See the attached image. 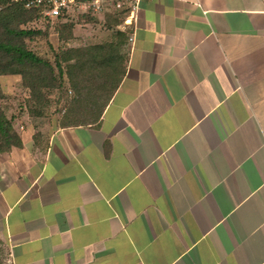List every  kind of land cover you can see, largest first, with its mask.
<instances>
[{"label":"crops","instance_id":"crops-1","mask_svg":"<svg viewBox=\"0 0 264 264\" xmlns=\"http://www.w3.org/2000/svg\"><path fill=\"white\" fill-rule=\"evenodd\" d=\"M130 35L98 126L0 153L8 264H264V0H145Z\"/></svg>","mask_w":264,"mask_h":264},{"label":"trees","instance_id":"trees-1","mask_svg":"<svg viewBox=\"0 0 264 264\" xmlns=\"http://www.w3.org/2000/svg\"><path fill=\"white\" fill-rule=\"evenodd\" d=\"M34 18L33 11L19 5L0 9V77H20L21 86L28 93L25 105L30 117L43 116L52 105L53 95L58 93L67 98L57 111L59 127L98 126L126 73L129 28L115 30L109 41L67 48L49 44L48 53L43 55L30 43L36 37H46L48 32L25 26ZM120 21L121 17L109 15L107 27L114 28ZM53 25L60 39L72 37L75 23L57 21ZM3 97L0 86V153L22 145L12 118L2 108ZM8 257L9 250L0 239V264H7Z\"/></svg>","mask_w":264,"mask_h":264},{"label":"built area","instance_id":"built-area-1","mask_svg":"<svg viewBox=\"0 0 264 264\" xmlns=\"http://www.w3.org/2000/svg\"><path fill=\"white\" fill-rule=\"evenodd\" d=\"M145 0H0V9L8 5H19L35 14L34 22L55 24L73 22L77 25H100L107 28L109 15L121 17L115 29L129 28L133 31L141 4ZM86 18L88 20L86 21ZM81 21L82 23H80ZM79 22V23H78Z\"/></svg>","mask_w":264,"mask_h":264},{"label":"rangeland","instance_id":"rangeland-1","mask_svg":"<svg viewBox=\"0 0 264 264\" xmlns=\"http://www.w3.org/2000/svg\"><path fill=\"white\" fill-rule=\"evenodd\" d=\"M76 31L74 30L73 35L70 39L62 40L59 38L56 33V28L51 23H46L44 21L34 22L33 20L26 23L25 26L28 28L40 29L42 31H47L48 35L46 37H36L30 44L31 46L40 52L43 55L48 53L49 44L54 48H58L59 46L67 48V42L72 45H81L83 37L81 32L82 27L77 26L75 24ZM95 30L106 29L100 25H93ZM73 28V29H74ZM78 30V31H77ZM109 30V27H108ZM97 34V33H96ZM94 41V40H93ZM19 76L16 75H8L0 77V86L3 91L4 97L1 101L2 108L4 109L8 118H12V123L14 128L18 131L21 126H25L27 124H31L38 128V134L36 136L39 138L41 135V131L39 129L41 127L48 128L49 125L59 126V113L58 109L64 106L67 102V98L64 95H59L58 93L54 94L52 97V105L48 109V111L41 117H30L27 113V107L25 105V99L28 95L26 89L21 86V82L19 80ZM60 97V100L58 99ZM57 101V103H56ZM8 264V262H7Z\"/></svg>","mask_w":264,"mask_h":264}]
</instances>
